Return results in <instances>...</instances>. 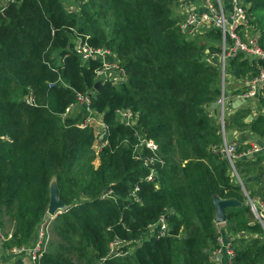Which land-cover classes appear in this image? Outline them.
Returning a JSON list of instances; mask_svg holds the SVG:
<instances>
[{"label": "trees", "instance_id": "16d2710c", "mask_svg": "<svg viewBox=\"0 0 264 264\" xmlns=\"http://www.w3.org/2000/svg\"><path fill=\"white\" fill-rule=\"evenodd\" d=\"M73 1L80 3V13L64 0H17L0 14V228L4 217L14 224L7 246L36 241L55 181L69 209L52 222L55 240L39 264H215L222 235L215 197L243 203L225 211L224 231L236 236L234 264H264V230L249 218L212 111L223 80L219 65L204 57L208 51L222 54V31L182 33L176 0ZM246 3L247 30L258 34L264 50V0ZM78 37L115 52L128 82H101L95 89L102 65L83 64L74 50ZM262 63L240 53L227 60L226 72L235 80L251 79ZM31 92L36 106L25 101ZM78 95L91 96V109L109 127L97 168L93 130L78 127L81 117L58 123ZM124 108L139 111L137 128L157 145L159 161L153 165L136 159V127L116 119ZM258 108H264V98ZM250 115L253 120L246 122ZM228 121L226 130L264 139L263 114L247 107ZM235 168L250 198L264 201V153L237 161ZM250 176L258 179L256 189ZM162 217L170 230L166 236L158 235L159 226L151 229ZM115 239L126 244L124 256L110 255Z\"/></svg>", "mask_w": 264, "mask_h": 264}, {"label": "built area", "instance_id": "2783aa9c", "mask_svg": "<svg viewBox=\"0 0 264 264\" xmlns=\"http://www.w3.org/2000/svg\"><path fill=\"white\" fill-rule=\"evenodd\" d=\"M208 9V12H191L189 13L183 22L180 24L182 33H190L194 29L209 26L211 28H219L223 33L222 40V54L220 55V61L222 65V74H223V91L221 97L217 100L216 104L222 107V130H224V116L226 102L231 94L227 95L226 92V67L227 60L234 58L237 54L243 53L251 58L263 62L259 65V74L251 79H245L246 91L243 94L238 96H231L237 100L260 97L264 91V50L259 45L258 35H246L245 30L249 28V14H248V4L246 0H230L231 10L226 12L221 5L220 0H218V5L214 3L213 0H201ZM17 2V0H0V14L4 15L7 8L10 4ZM244 32V34H243ZM75 52L80 56L83 64H87L92 60L99 61L102 65V68L97 71L98 82L101 83H110L116 87H121L123 84L128 82V75L126 70L121 65V62L118 60L117 55L111 49L108 48H94L85 42L84 39L79 38L75 42ZM27 104L36 106L35 95L31 92L28 96L25 97ZM83 104L85 106V111L88 112L90 117L85 121L82 120L78 127L81 129L94 128L92 125V117L95 113L91 105V96L78 95L77 101L67 110V113L63 115L64 118L68 117L67 115L73 112L77 108V104ZM137 117L138 114L132 108H124L117 111L116 119H118L126 127H136V138L138 141L137 147L139 145H145L150 152L153 153L152 157L143 158L141 155H137L136 159L144 160L145 165H153L155 162L159 161V158L156 154L157 145L151 139H148V135L145 132H142L137 128ZM136 120V122H135ZM102 131L98 134H95V143L99 142L100 150L105 147L107 143V135L109 132V127L107 128L104 122L101 125ZM94 143V144H95ZM241 144L237 141H228L226 135L224 134V146L222 148V153L228 158L229 163L233 169L234 174H236L235 163L243 158L252 159L255 156L261 154L264 151V146L257 143H251L249 149L239 152ZM94 149V146H93ZM97 151V150H96ZM99 151V150H98ZM161 163H163L161 161ZM237 175V174H236ZM154 174L148 177L149 180L153 179ZM238 177V175H237ZM242 185V183L239 181ZM243 187V186H242ZM245 195L249 199V206L252 214L255 216V222L259 223L264 230V201L253 200L250 198L246 190L243 188ZM68 211V210H67ZM66 212V211H65ZM64 212L59 211L55 216L49 215L47 212L45 218L42 220L37 232V239L33 246H12L8 249L9 256H19L25 257L28 256L32 264H39L41 256L48 252L49 244L51 240L50 228L52 221ZM50 217V219H46ZM46 219V220H45ZM159 226L158 235L166 236L169 234V227L165 217H162L159 221V225L151 227L152 232L154 233ZM12 238V231L10 233L3 231L0 228V264H13L7 262L5 256L6 253L4 248L7 246V243ZM219 248L214 252V256L222 255L225 252L228 257V263L234 264L235 252L232 248L230 242L223 243V237H218ZM122 243L119 239H115L110 244V255L114 257H121L125 255L122 249Z\"/></svg>", "mask_w": 264, "mask_h": 264}, {"label": "rangeland", "instance_id": "374dc122", "mask_svg": "<svg viewBox=\"0 0 264 264\" xmlns=\"http://www.w3.org/2000/svg\"><path fill=\"white\" fill-rule=\"evenodd\" d=\"M69 6V10H71V11H77L78 13H80V8L79 7H77V5H79L78 3H75L73 0H64ZM176 1H178V0H176ZM199 1H201V0H199ZM215 3H216V5H218V0H213ZM230 1V0H229ZM202 2V1H201ZM230 5H231V3H230ZM232 8V7H231ZM191 12H200V10H197V9H195V10H190V11H188L187 13H186V11H185V14H184V17H183V19H185L186 18V16L189 14V13H191ZM206 12H208V9L206 10ZM200 13H203V12H200ZM208 29H211V27H209V26H203V27H200V28H197V29H194L192 32H190L189 33V35L190 36H192V37H196V36H198V35H201V34H203L205 31H207ZM245 32V34L246 35H250V36H253V35H258L257 33H253L252 31H250V30H245L244 31ZM244 32H243V34H244ZM202 37H204V36H202ZM79 38H81V37H78V38H76L75 40H74V42H77V40L79 39ZM81 39H84V38H81ZM208 53H209V56L208 57H211V59L213 58V57H215V58H217V59H215V58H213V59H215V62H212V61H210V60H208L207 58V56H205L204 58L210 63V64H212V63H215V64H218L219 65V67H220V69L222 70V65H221V61L219 60L220 59V55H215V54H211L209 51H208ZM88 64V63H87ZM221 74H222V72H221ZM226 76H227V78H229L228 76H229V74H228V72H226ZM222 80H223V74H222ZM99 81V80H98ZM97 81V82H98ZM228 84H229V82H228ZM228 86V85H227ZM227 95H229L228 94V92H227ZM262 98H264V97H262ZM253 99H257V98H251V99H249V100H253ZM249 100H247V101H249ZM260 101V99H258V100H256V102H259ZM216 104V103H215ZM227 106H229V102L227 103ZM140 110V109H139ZM215 111V113H216V115H217V117L219 118V122H220V125H222V107L221 106H218L217 105V109H214L213 108V106H212V111ZM95 112V111H94ZM96 113V112H95ZM137 114H139V111H137ZM68 117H73V118H78V117H81L82 118V120H86V119H88L89 117H90V115L88 114V112H86L85 111V106L83 105V104H77V108L73 111V112H71L70 114H68L67 115ZM139 116V115H138ZM92 118V125L94 126V128H91L92 130H93V132L95 133L96 132V134H98V133H100L101 131H102V127H101V125H102V123L104 122V120H103V116L102 115H99V114H95L94 116H91ZM62 119H63V116H61L59 119H58V123L59 124H62ZM66 119V118H65ZM139 118L137 117V120H138ZM247 120V119H246ZM117 121L118 122H120L118 119H117ZM81 122V121H80ZM135 122H136V120H135ZM224 122H225V125H224V130H223V134H225L226 135V137H227V139H228V141H233L232 139H231V137H230V130H226V124H228L227 123V120H226V108H225V116H224ZM121 123V122H120ZM104 124H105V122H104ZM122 124V123H121ZM106 125V124H105ZM106 127L108 128V126L106 125ZM109 129V128H108ZM227 131V132H226ZM96 142V141H95ZM234 142H237L236 140L234 141ZM94 149H93V147H92V150H94L93 151V153H92V156L94 157V159H93V161H92V164L95 166V168H97L98 166H99V164H100V159H99V154H100V146H99V142H97V143H95L94 145ZM250 147L248 146L246 149H244V150H247V149H249ZM97 150V151H96ZM99 150V151H98ZM144 150H148L147 148H146V146L145 145H139L138 147H137V145H136V148H135V151H136V156L139 154V155H141L142 156V153L144 152ZM148 151H150V150H148ZM259 155H257V156H255V158H257ZM236 169V168H235ZM236 174L238 175V173H237V170H236ZM235 174V176H236V178H237V182L239 183V181L242 183V181H241V178L239 177V175H238V177H237V175ZM260 180V179H259ZM261 180H264V173H263V176H262V179ZM258 180H256L255 182H257ZM241 185V184H240ZM241 186H243V188L245 189V187H244V185H243V183H242V185ZM253 189H256V187H254ZM246 190V189H245ZM247 192V191H246ZM248 195H249V193H248ZM246 198H247V200H248V205H249V199H248V197L246 196ZM260 198H255V199H253V200H259ZM251 210V209H250ZM57 218V217H56ZM249 218L251 219V221L253 222V224H254V222L256 221L255 220V216L252 214V212H251V215L249 216ZM46 219H50V217L48 216V218H46ZM45 219V220H46ZM54 221V220H53ZM52 221V222H53ZM42 224L44 223V222H41ZM41 223L39 224V226L38 227H40V225H41ZM216 224H217V226L219 225L217 222H216ZM2 230L3 231H5V232H8V233H10L11 232V230L13 229V227H14V224H13V222L11 221V219L9 218V217H4L3 218V221H2ZM226 225V224H225ZM224 225V226H225ZM1 227V226H0ZM169 227V226H168ZM218 228H219V230H220V232H221V234L222 235H220V237H223V243H228V242H230L231 244L233 243V241L235 240V238H236V236H232L231 234H228L227 232H225L224 231V229H220V227L218 226ZM169 232H170V230H169ZM50 236H51V241H53V240H55V237H54V235H53V233H51V228H50ZM217 242H218V239H217ZM125 246H126V244H124V245H122V249L123 248H125ZM233 248V247H232ZM130 250L129 251H131L132 252V250H131V248H129ZM234 250V249H233ZM127 252H125V254H126ZM214 256V255H213ZM219 256V255H218ZM217 256H214L213 257V259H215Z\"/></svg>", "mask_w": 264, "mask_h": 264}, {"label": "crops", "instance_id": "0c3cea01", "mask_svg": "<svg viewBox=\"0 0 264 264\" xmlns=\"http://www.w3.org/2000/svg\"><path fill=\"white\" fill-rule=\"evenodd\" d=\"M221 5L223 6L224 10L226 12H230L231 10V5H230V1L229 0H220ZM200 10V12H206L207 10V6L199 1V0H178L175 2L174 5V11H175V15L176 16H180V17H184L185 11L186 13L190 10ZM186 15V14H185ZM206 56H209V53H206ZM215 58V57H213ZM211 59V57H208L207 59L215 62V59ZM220 60V59H219ZM229 77V76H228ZM228 82L229 84H227V92L228 94H231L230 97L228 98V101L226 102V120L228 121V118L232 115L235 114L236 110L239 109H244V108H250L251 112L253 115H258V114H263L264 115V108L260 109L258 108V102H256V100L264 97V91L262 92V94L260 95V97H256L257 99H253L251 100L249 103H245L244 105H242L241 107H239L238 109H234L233 108V102L236 100V98H232L231 96H234L233 93L234 91H239L242 90L243 88H246L245 82L244 80H235L233 78H228ZM238 96V95H236ZM229 102V106H227V103ZM217 109V108H214ZM64 119V117H63ZM229 124V121L227 122ZM230 137L233 141H238L241 145L244 146V149H246L251 143H257L259 145L264 146V139H257L254 134H252L250 131H239L237 129H233L230 130ZM264 153V151L262 152V154ZM258 180L257 177L255 176H250L247 178V181L250 183L252 189L255 186V181ZM224 224H219L218 226L220 227V229H224ZM38 226L36 229V234L38 232ZM12 231V230H11ZM36 242V241H35ZM35 242L32 245H26V246H33L35 244ZM8 249L9 247L6 246L4 248V251L6 253L7 256H5L6 261L7 262H11L13 264H32L30 258L28 256L25 257H19V256H9L8 254ZM11 260V261H8ZM215 264H229L228 263V257L226 256L225 252H223L222 255L217 256L214 261Z\"/></svg>", "mask_w": 264, "mask_h": 264}, {"label": "water", "instance_id": "95a60500", "mask_svg": "<svg viewBox=\"0 0 264 264\" xmlns=\"http://www.w3.org/2000/svg\"><path fill=\"white\" fill-rule=\"evenodd\" d=\"M99 82H97L95 84V89H97L99 87ZM245 103H247L246 99H242V100H235L233 102V108L234 109H238L239 107H241L242 105H244ZM213 108H217V104H213ZM253 120V116L250 115L246 122H250ZM225 155V154H224ZM243 203L237 201V200H225V199H221L219 197H215L214 198V206H215V213H216V222L218 224H224L227 221V215L225 213L226 209L228 208H235L238 206H242ZM69 209V206H66L63 201L60 199V195H59V190L56 187V183L55 181H53L51 183V187H50V204L48 207L47 212L49 213V215L51 216H55L59 211L65 212Z\"/></svg>", "mask_w": 264, "mask_h": 264}]
</instances>
